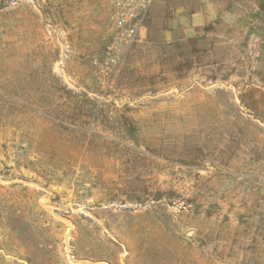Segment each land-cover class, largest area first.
I'll use <instances>...</instances> for the list:
<instances>
[{"label": "rangeland", "instance_id": "rangeland-1", "mask_svg": "<svg viewBox=\"0 0 264 264\" xmlns=\"http://www.w3.org/2000/svg\"><path fill=\"white\" fill-rule=\"evenodd\" d=\"M0 0V264H264V0Z\"/></svg>", "mask_w": 264, "mask_h": 264}, {"label": "built area", "instance_id": "built-area-1", "mask_svg": "<svg viewBox=\"0 0 264 264\" xmlns=\"http://www.w3.org/2000/svg\"><path fill=\"white\" fill-rule=\"evenodd\" d=\"M155 0H110L109 24L119 47L135 43Z\"/></svg>", "mask_w": 264, "mask_h": 264}, {"label": "crops", "instance_id": "crops-1", "mask_svg": "<svg viewBox=\"0 0 264 264\" xmlns=\"http://www.w3.org/2000/svg\"><path fill=\"white\" fill-rule=\"evenodd\" d=\"M217 4L215 0H199L194 11H189L182 16L183 24L191 31L201 28L217 19ZM191 29V30H190Z\"/></svg>", "mask_w": 264, "mask_h": 264}]
</instances>
